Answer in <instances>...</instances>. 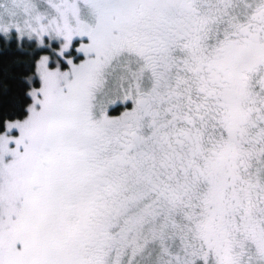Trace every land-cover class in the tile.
Returning a JSON list of instances; mask_svg holds the SVG:
<instances>
[{"label":"snow or ice","instance_id":"obj_1","mask_svg":"<svg viewBox=\"0 0 264 264\" xmlns=\"http://www.w3.org/2000/svg\"><path fill=\"white\" fill-rule=\"evenodd\" d=\"M0 42V264H264V0H0Z\"/></svg>","mask_w":264,"mask_h":264},{"label":"trees","instance_id":"obj_2","mask_svg":"<svg viewBox=\"0 0 264 264\" xmlns=\"http://www.w3.org/2000/svg\"><path fill=\"white\" fill-rule=\"evenodd\" d=\"M78 47V45H77ZM21 52L13 42L5 46L0 42V125L7 120L25 118L23 108L30 102L24 95L23 79L31 76L34 54ZM45 51H40L44 54Z\"/></svg>","mask_w":264,"mask_h":264},{"label":"rangeland","instance_id":"obj_3","mask_svg":"<svg viewBox=\"0 0 264 264\" xmlns=\"http://www.w3.org/2000/svg\"><path fill=\"white\" fill-rule=\"evenodd\" d=\"M47 54H49V52L45 51V53L42 54V55H47ZM77 56H79V54H77ZM17 134H18V133H17Z\"/></svg>","mask_w":264,"mask_h":264}]
</instances>
